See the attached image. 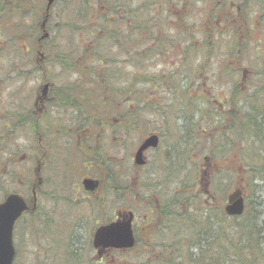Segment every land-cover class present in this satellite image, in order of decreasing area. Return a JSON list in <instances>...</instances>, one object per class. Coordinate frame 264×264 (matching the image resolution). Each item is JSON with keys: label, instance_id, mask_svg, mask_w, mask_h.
Instances as JSON below:
<instances>
[{"label": "rangeland", "instance_id": "374dc122", "mask_svg": "<svg viewBox=\"0 0 264 264\" xmlns=\"http://www.w3.org/2000/svg\"><path fill=\"white\" fill-rule=\"evenodd\" d=\"M152 1L119 0L118 4L123 3L130 8L145 4L143 11L139 10V17H147ZM155 1H166L165 8L171 13V16L162 17L163 39L157 45L156 39L150 51H143L141 47L147 43L146 38L136 32L130 33L126 37L129 40L126 42L128 52L125 49L123 52L121 44L112 39L111 31H116L114 23L102 21L104 17L89 18L90 22L85 17L87 21H84V17L77 14L78 6L69 12L71 5H67L68 1H59L51 10L48 23L50 37L44 43L46 61L42 70L34 63L37 43L30 37L33 25H36L35 17H9L1 21L0 29L4 33L0 34V101L9 100L10 95L15 115L14 110H20L24 104V95L28 115L23 119L27 127L22 131L13 130L11 135L13 156L10 170L13 175L10 187L3 185V169L7 163L2 164L5 158L0 159V199L5 191L30 192L35 166L31 160L37 151L36 116L32 110H35L36 97L41 94L43 79L54 83L52 93L60 97L50 108L52 112L47 124L50 129H55L53 125L73 126L70 132L73 144L69 151L76 163V166H68V156L63 151L52 155L56 158L54 174L58 177L50 180L51 191L44 198H39L43 205L34 213L24 214L16 223L13 264H70L73 258L75 264H95L93 254L92 259L90 256V261L84 263L73 250L88 243L98 224L109 222L122 211L129 210L135 212V223L142 228L136 229L138 245L135 249L115 256L121 264H154L156 255H159V260L156 259L155 264H179L180 256L183 262L186 249L180 240L183 235L177 233L179 223H173L171 228L164 225L161 231L150 237L148 223L142 224L141 219L155 207L178 214L183 210L184 200V205L190 201L193 206H199L203 202L202 196H190L193 193L190 185L194 183L197 191H207L209 198L214 195L210 202L215 207L220 205L223 211L228 195L240 190L245 201L244 213H257L258 222L264 223V152L250 151V143L240 141L245 125L251 127L252 122V119L245 121L243 116L248 109L255 108L258 110V114L254 112L258 123L264 97L263 101L258 98L247 101L246 110L240 107L234 111L225 101L230 97L233 99L230 104L238 106L243 103L237 100L241 94L258 91L253 90L254 86L259 87L253 79L248 81L247 87L243 83L237 86V73L238 77L241 75L237 64L245 62L247 69L250 67L260 76L264 69L258 61H262L264 54L261 57L260 50L255 47L263 46L264 41L259 44L250 41V52H239L237 41H242L244 36L227 29L232 25L229 19L218 22L213 17L209 22L206 17H174V12L182 6L180 0ZM184 4L187 5L186 0H183V8ZM99 23L107 28L104 35L98 36L92 27L97 28ZM218 26L226 28L220 30ZM12 31L27 35L24 41L26 54L19 45L9 43ZM54 53H59L63 59L68 55L75 62V69L55 64ZM18 62L22 66L26 63V67L20 68ZM7 63L12 64L11 69ZM227 65L228 68L225 67ZM103 76L109 78L107 85L103 86L104 91L98 83ZM103 92L111 94L113 99L99 102L98 95ZM82 98L85 101L81 107L75 100ZM141 105L151 107L152 111L143 114ZM151 114L153 125L148 124ZM160 115L164 120L155 126L154 119ZM20 119L18 115L17 120ZM84 127L90 128L88 139L80 135ZM180 129H185L186 135L192 132L189 143L183 142ZM151 133L159 135L158 147L145 153L146 166L136 167L133 164L134 152ZM60 137L64 139L65 135ZM254 141L255 145L260 144L256 139ZM238 148L246 150L244 161L255 163L256 168L246 171L238 167L234 174L224 173L219 186L222 185L224 190L230 183V187L223 197L219 190L211 191L209 180L227 165H238ZM213 151L216 153L213 159L203 158L205 153L212 155ZM23 155L27 165L22 162ZM83 175L102 180V187L95 195L88 196L79 187V179ZM175 198L180 203H175ZM153 202L157 206L152 207ZM80 239H83L81 243ZM162 240L167 245L162 247ZM143 241L149 242V246H143ZM261 241L263 248L260 252L264 254V237ZM85 253L81 256L85 257ZM261 254L258 264H264ZM64 256L69 257L65 259Z\"/></svg>", "mask_w": 264, "mask_h": 264}, {"label": "flooded vegetation", "instance_id": "af4514ba", "mask_svg": "<svg viewBox=\"0 0 264 264\" xmlns=\"http://www.w3.org/2000/svg\"><path fill=\"white\" fill-rule=\"evenodd\" d=\"M145 1V0H142ZM181 2L178 12H174L172 16L174 17H206L209 22H212V18L215 17L218 22L220 21H232V25L228 26V30H232L233 33L243 34L240 36H244L242 41H237L236 49L238 48L239 52L243 53H249L252 49L250 44H259L264 41V0H186L187 5L184 4L183 8V0H180ZM165 3H162L160 1L153 0L148 7V13L147 17L140 16L139 17V10H142L145 8V4H138L133 12H130L128 10V6L125 4H121L123 8L121 7L120 15L117 17L116 21V34L119 35V37L116 35L115 41L118 42V44H121V49L124 52V49L128 52L129 46L126 45V42L129 40H126V37H129L130 33L136 32L137 35L143 36V39L146 38V42L144 46L141 47V49L150 51L155 44V27H156V21L155 17H168L171 16V13L167 12L165 8ZM44 0H0V28H1V21L3 18H9V17H22V18H29V17H35L36 25H33V33L30 35L31 39H36L37 43V49L35 52L34 57V63L37 66L39 70H42L45 64V55H44V43L45 41H48L50 37L49 32V19L48 17L46 24H44ZM165 11V12H164ZM107 18V17H106ZM108 20V19H106ZM211 20V21H210ZM45 25V26H44ZM145 27H147V31H145ZM214 29H216V26H212ZM220 30L225 29L226 27L218 26ZM27 31L26 29H24ZM31 31V30H30ZM44 31H47L49 36L46 39L40 40V37L43 35ZM203 33H205V30H202ZM4 33L2 29H0V34ZM11 37L8 38L10 44L19 45L24 53H27V45L24 43L25 39L27 38V35L23 32L17 33L12 31ZM255 34V36H253ZM151 38V40H149ZM257 39V40H256ZM139 40V38L137 39ZM21 42V43H19ZM250 46V48H249ZM256 49H259L262 57V54H264V45L259 46L256 45ZM1 50V49H0ZM39 52L42 53L41 56H39ZM233 62V61H231ZM261 64V69H264V56L262 57V61H258ZM20 63V62H18ZM33 63V64H34ZM9 69L12 68L11 63L6 64ZM24 66H22V63H20L19 67H26V63H23ZM239 66V69H241L240 76L236 83L237 86L239 84H244L243 86L248 85V81L255 80V83L259 86H254L253 90H258L256 93L252 94L251 91L249 93L241 94L239 98L240 105H231L230 102L233 100L232 98H227L225 101L229 103L230 109L233 108L234 111H236L237 108L245 107V110L247 108V101H250L252 99H260V101H263L264 97V71L259 75L253 72V69H250V67L247 69L245 67V62H238L237 64ZM246 65L248 66L249 63L246 62ZM228 68V65L225 66ZM225 70V69H224ZM0 76H2V73H0ZM260 77V78H259ZM43 85L47 84V90L45 94L43 95L42 92L40 95H38L34 101V109L32 110V113L34 111V115L36 116V146L37 151L34 157L32 158L31 162L33 161V165H35L32 169L33 174V180L29 185L30 192L29 194L26 191H20V192H4L2 193V197L0 199V203H3L6 198L11 194H17L23 198L27 205V210L22 214H30L34 213L36 210L39 209L40 206L43 205V203L39 200L40 197L44 198L45 195H47L48 192L51 191V184L50 180H53L52 178H57L54 174V162L56 158L52 157V155L56 154L58 152L65 153L67 157V164L68 166H72V164H75V158L73 157V153L69 151L70 146L72 143V138L70 136V132L73 130V126L71 125H64V126H56L53 125L52 128L47 124L48 118L50 116V108L53 107V103L60 98L57 94L52 93L54 90V83L51 80H42ZM42 85V86H43ZM247 87V86H246ZM55 94V95H54ZM23 101L24 104L20 108V110L15 111V115H13L12 110V101L9 95V100L2 99L0 101V159L5 158L6 166L3 169L4 181L3 185L4 187H10V181L11 177L13 175L12 171L10 170V164L12 160V132L13 130H19L22 131L27 127L26 122L23 120L24 116L28 115V110L26 108V96L23 95ZM235 102V101H234ZM262 109L260 112V119H259V132H260V140L264 139V102L261 105ZM236 108V109H235ZM244 110V111H245ZM21 116V119L18 121L17 117ZM88 127H84L81 131V134L84 138L89 137ZM60 135L64 136V139H61ZM88 139V138H87ZM262 144V143H261ZM264 146V145H263ZM151 149H148L144 152V158L146 157L145 153ZM23 158H25V155H23ZM22 162L27 165L26 159ZM14 163V162H13ZM147 165L146 164L144 166ZM144 166H137V167H144ZM69 169V168H68ZM64 175H60L62 177ZM68 176V174H66ZM84 179H93L97 180V186L91 190H85L84 186L82 184V181ZM80 188L81 190L88 194V196L95 195L100 187H102V180L96 176L91 175H83L80 179ZM49 182V183H48ZM12 187V186H11ZM11 190V189H9ZM153 207V206H152ZM150 208V207H149ZM131 211V210H129ZM129 211L123 213V211L116 215L113 220L106 222V223H100L96 226L94 231L91 234V239H88L87 242H83L87 247H84V244L81 245V248L78 247L77 249L73 250V253H78V257L85 263L87 261H90V256L94 255V262L95 264H114L117 262V264H121V260L116 258L119 253H124L127 251H132L135 249V247L138 245V237L136 235V229L142 228L136 225V215L135 212H133V219H132V231H133V237H134V245L131 248H102L97 247L95 248L93 246V237L95 230L101 226L108 224L110 222L116 221V220H122L124 215H126ZM21 216V217H22ZM20 217V218H21ZM19 218V219H20ZM18 219V220H19ZM18 220L15 222H18ZM163 221V216L159 213L157 216V210L156 208L150 209L148 211V215H145L143 219H141L142 224L148 223V233L150 237L159 231V222ZM15 227V226H14ZM147 227V226H146ZM69 233V232H68ZM66 234V236L68 235ZM81 240H79V243H81ZM14 243V240H13ZM152 244L155 245V242ZM162 245L165 244V240H162ZM161 245V246H162ZM143 246L148 247L149 242L147 244L146 241H143ZM15 247V244H14ZM163 247V246H162ZM16 251V248H15ZM86 251L85 254H83L82 257L81 254ZM117 255V256H116ZM116 256V257H115ZM65 259H67L69 256H64ZM92 259V256H91ZM156 259L159 260V255H156L154 258V262ZM70 264H75V259L73 258L70 261ZM181 264L183 262L181 261Z\"/></svg>", "mask_w": 264, "mask_h": 264}, {"label": "trees", "instance_id": "16d2710c", "mask_svg": "<svg viewBox=\"0 0 264 264\" xmlns=\"http://www.w3.org/2000/svg\"><path fill=\"white\" fill-rule=\"evenodd\" d=\"M59 1L64 0H55L52 7L49 9V17H51V10L53 7H55L57 4H59ZM68 1L67 5H71V9L69 12H73L76 10V6H78L77 14L80 17H84V21H87L88 19H96L97 17H104L102 21H106L111 23H114L115 30H116V21L117 17H119V9L123 6L121 4H118L119 0H66ZM128 10L130 12H133L134 9L128 7ZM107 17V18H105ZM157 18L156 27H155V40L157 39L156 45L160 43L161 39V32L165 29L162 28V17H155ZM89 19V22H90ZM108 19V20H106ZM99 21V20H96ZM107 28L105 25L102 26L100 23L98 24L97 28L92 27V29H96V35L103 34L104 29ZM159 28V29H157ZM83 29V27L81 28ZM102 30V31H101ZM145 31H147V27H145ZM102 32V33H101ZM115 34V36H114ZM94 35V34H91ZM104 35V34H103ZM112 39L115 41L116 38V31L112 29L111 31ZM45 53V52H43ZM53 55V62L55 64H59L62 67H73L75 62L72 61V59L66 55L65 60L60 57L59 53H54ZM46 61V58H45ZM102 62V61H100ZM73 69H75L73 67ZM109 78L106 76H103L102 81L99 80L98 83H100V88L103 89V86L107 85V81ZM104 91V89H103ZM107 91V89H106ZM99 97V102H109V100L113 99L111 94L108 92H103ZM150 99V97H148ZM78 102L81 107L83 106L84 98L81 100H75ZM149 103V102H148ZM82 104V105H81ZM148 108V109H146ZM108 109L110 107L108 106ZM140 109L143 110V114H147L151 112V107H144L141 105ZM255 108L248 109V113H246L243 118L246 120L252 119L251 127L247 124L245 125L243 135L241 136L240 141L250 144L248 145L250 147V151H258L259 153L264 152V146L261 144L262 141L260 140V132L259 131V125L260 123H256V117L258 114V110H254ZM145 111V112H144ZM90 112V111H88ZM257 114H255V113ZM155 114V113H154ZM148 118V117H147ZM153 116L152 114L149 115L148 123L149 125H153L151 123ZM156 118V117H155ZM164 120V117L160 115V118L154 119L155 126H157V122H162ZM153 122V121H152ZM160 122V123H161ZM161 124H159V130ZM182 128V127H181ZM181 132H183V142L189 143L191 140L192 132L188 133L187 135L184 134L185 129H180ZM186 131V130H185ZM214 135V134H213ZM162 136V135H161ZM215 137V136H214ZM257 140L260 142L259 145H255V141ZM183 143V145H184ZM241 147V146H239ZM253 147V148H252ZM238 165L234 164V166L227 165L225 168H222L218 170V173L211 176V180H209L211 191L214 192L215 190H219V194L224 195L226 194L227 190L230 187V183L225 185V189L223 190L221 186H219V179L223 177L222 175L224 173L228 174H234V172L237 170L238 167L245 169L246 171L252 170L251 168L255 169V163H248L244 161V152L246 151L244 148H238ZM219 151L222 152L220 149ZM247 151V152H250ZM218 152V149H217ZM216 153L213 151L212 155L205 153L203 158L213 159L215 157ZM221 158V157H220ZM229 159L231 158L228 157ZM228 160V159H226ZM234 161V160H232ZM231 161V162H232ZM235 163V162H233ZM248 164V165H247ZM249 167V169L247 168ZM256 172V171H255ZM110 176H113L111 174ZM110 179H114L113 177H110ZM115 181V179H114ZM116 183V182H115ZM222 183V182H221ZM197 185L194 183L190 185L192 187L193 193H190L192 197H197V195L200 197L202 196L203 202L199 206H193L190 201L185 204V200L183 201V210H180L178 214H176L173 211H167L161 210V208H156L157 216L160 213L163 216V221L159 222V227L161 229L164 225H170V228L172 227L173 223L177 222L179 223V226H177V233L180 236V240L183 241V248L186 246L185 251L183 252V264H258L257 260L258 257H260L259 254H261L260 250L263 248L261 243L262 239L264 237V234L262 233V229H264V223H259L258 221L259 216L257 213H249L245 214L244 212L239 216H227L223 209H221V206L215 207L214 204L210 202V200L214 199L213 197L209 198V195L206 191V193L201 190L200 192L197 191ZM221 188V189H220ZM207 190V189H206ZM199 195V193H201ZM227 200V199H226ZM175 203H180L179 200L176 198L174 199ZM213 202V201H212ZM209 204V206H208ZM152 206L155 205V202L151 204ZM169 204H166L168 206ZM160 210V211H159ZM200 214H197L199 213ZM175 215V216H174ZM201 215V216H200ZM200 216V218H199ZM261 217V216H260ZM200 219L202 221H200ZM178 225V224H177ZM183 225V227H182ZM159 229V231H161ZM174 241V240H172ZM166 244V243H165ZM163 244L162 246H165ZM179 246H182L178 243H176ZM167 245V244H166ZM261 257H264V254H261ZM180 262L182 261V258L180 256ZM154 262V261H153ZM155 264V262H154ZM181 264V263H179Z\"/></svg>", "mask_w": 264, "mask_h": 264}, {"label": "water", "instance_id": "95a60500", "mask_svg": "<svg viewBox=\"0 0 264 264\" xmlns=\"http://www.w3.org/2000/svg\"><path fill=\"white\" fill-rule=\"evenodd\" d=\"M46 12L54 0H45ZM47 16L44 18L46 23ZM45 26V25H44ZM48 37L44 31L40 40ZM42 55L41 52L38 53ZM48 85L42 86L41 92L44 95ZM159 142L157 134L146 137L137 147L133 156L135 165L145 163L144 152L149 148H156ZM85 190L91 191L97 186V180L84 179L82 181ZM27 210L25 201L17 194L9 195L3 203H0V264H12L15 250L12 242L13 227L15 221ZM244 211V198L242 192L236 189L228 198L224 206V212L229 216L241 215ZM133 212L129 211L122 220H116L105 225L99 226L94 233L93 246L95 248H131L134 245L132 231Z\"/></svg>", "mask_w": 264, "mask_h": 264}]
</instances>
